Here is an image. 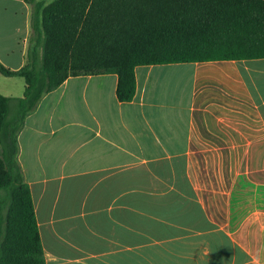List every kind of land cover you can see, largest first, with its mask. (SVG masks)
<instances>
[{
  "label": "crops",
  "instance_id": "0c3cea01",
  "mask_svg": "<svg viewBox=\"0 0 264 264\" xmlns=\"http://www.w3.org/2000/svg\"><path fill=\"white\" fill-rule=\"evenodd\" d=\"M33 13L0 0L12 70ZM135 72L131 102L115 74L70 76L25 119L18 160L46 264H264V59Z\"/></svg>",
  "mask_w": 264,
  "mask_h": 264
},
{
  "label": "trees",
  "instance_id": "16d2710c",
  "mask_svg": "<svg viewBox=\"0 0 264 264\" xmlns=\"http://www.w3.org/2000/svg\"><path fill=\"white\" fill-rule=\"evenodd\" d=\"M34 52L12 70L25 94L0 93V264H46L18 136L43 97L70 76L115 74L131 102L138 66L264 59V0H32ZM6 213L4 214V211Z\"/></svg>",
  "mask_w": 264,
  "mask_h": 264
},
{
  "label": "rangeland",
  "instance_id": "374dc122",
  "mask_svg": "<svg viewBox=\"0 0 264 264\" xmlns=\"http://www.w3.org/2000/svg\"><path fill=\"white\" fill-rule=\"evenodd\" d=\"M35 44L29 48L28 57L34 52ZM26 90V82L22 77H5L0 74V93L4 96H12V98H21ZM6 210L4 211V214ZM2 239H0L1 242Z\"/></svg>",
  "mask_w": 264,
  "mask_h": 264
}]
</instances>
